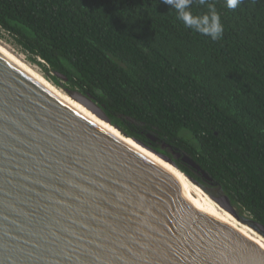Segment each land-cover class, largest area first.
<instances>
[{
	"label": "trees",
	"instance_id": "1",
	"mask_svg": "<svg viewBox=\"0 0 264 264\" xmlns=\"http://www.w3.org/2000/svg\"><path fill=\"white\" fill-rule=\"evenodd\" d=\"M210 2L224 29L215 41L162 0H0V32L54 85L89 98L122 138L170 157L256 229L264 227V0L235 10ZM192 11L207 7L194 2Z\"/></svg>",
	"mask_w": 264,
	"mask_h": 264
},
{
	"label": "water",
	"instance_id": "2",
	"mask_svg": "<svg viewBox=\"0 0 264 264\" xmlns=\"http://www.w3.org/2000/svg\"><path fill=\"white\" fill-rule=\"evenodd\" d=\"M65 93L112 125L89 98ZM206 195L238 219L225 196ZM0 264H264V250L0 55Z\"/></svg>",
	"mask_w": 264,
	"mask_h": 264
},
{
	"label": "bare ground",
	"instance_id": "3",
	"mask_svg": "<svg viewBox=\"0 0 264 264\" xmlns=\"http://www.w3.org/2000/svg\"><path fill=\"white\" fill-rule=\"evenodd\" d=\"M0 55L9 61L16 68L21 70L26 76H29L34 81L42 85L49 92L54 94L57 98L62 100L64 103L69 105L71 108L75 109L79 113H81L84 117L94 123L96 126L102 128L112 136L120 139L130 147H134L133 149L142 154L144 157L152 161L155 165H157L161 170L166 172L174 181L178 184L182 192L188 197L191 205L200 213L205 214L206 216L216 219L223 224L229 226L233 230L239 232L244 237L248 238L252 242H254L257 246L261 247L264 250V239L258 236L255 232H253L247 226H244L226 210L217 205L213 200H211L207 195L203 194L199 191L194 184L190 183L183 174H181L177 169L173 168L171 164L165 158L161 157L159 153L156 151H151L150 149H146L143 146L135 144L132 140H127L122 138L109 124L98 119L93 113L79 105L73 99H68L61 91L56 89L49 82L44 80L40 75H38L32 68L27 66L18 56L7 50L6 48L0 46ZM74 101V102H72ZM149 148V147H147ZM172 167V168H171ZM200 189V188H199ZM201 190V189H200Z\"/></svg>",
	"mask_w": 264,
	"mask_h": 264
},
{
	"label": "clouds",
	"instance_id": "4",
	"mask_svg": "<svg viewBox=\"0 0 264 264\" xmlns=\"http://www.w3.org/2000/svg\"><path fill=\"white\" fill-rule=\"evenodd\" d=\"M176 12V18L183 25L203 36L209 37L213 41L221 38L223 34V25L215 5L210 0H162ZM206 6L207 11L203 14H194L192 11L193 3ZM243 0H224L226 8L235 10Z\"/></svg>",
	"mask_w": 264,
	"mask_h": 264
},
{
	"label": "rangeland",
	"instance_id": "5",
	"mask_svg": "<svg viewBox=\"0 0 264 264\" xmlns=\"http://www.w3.org/2000/svg\"><path fill=\"white\" fill-rule=\"evenodd\" d=\"M0 46L6 48L7 50H9L10 52H12L13 54H15L16 56H18L27 66H29L30 68H32L38 75H40L44 80H46L47 82H49L51 85H53L56 89H58L59 91H61V93H63L68 99H70L69 96H67V94L65 93L64 89L54 85L53 82H51V80H49L46 76H45V72L43 71L42 67L35 62H30L28 61V59L26 58V56L21 53L20 51H18L17 49H15L11 44H9L8 42H6V38H3L2 36V32H0ZM37 62L41 63L42 65H44V63L40 60H37ZM71 100V99H70ZM74 102V101H72ZM75 103V102H74ZM134 148V147H133ZM135 149V148H134ZM199 191H201L203 194H205L204 192H206V194H210L213 195L215 197H218L219 194L216 193V191L214 189H210L207 186H205V188H203L204 192L202 190H200L198 187H196ZM205 194V195H206ZM231 207L234 209V211H237L236 208H234L232 205ZM236 221H238V223L247 226L248 228H250L253 232H255L258 236L262 237L264 239V237L262 235H260L259 232H256L252 227L249 226V224L246 222L247 217L242 216V220H240L239 218L236 219Z\"/></svg>",
	"mask_w": 264,
	"mask_h": 264
},
{
	"label": "flooded vegetation",
	"instance_id": "6",
	"mask_svg": "<svg viewBox=\"0 0 264 264\" xmlns=\"http://www.w3.org/2000/svg\"><path fill=\"white\" fill-rule=\"evenodd\" d=\"M177 158V157H176ZM193 180V179H192ZM195 181V180H194ZM197 184H199L197 181H195ZM200 185V184H199ZM201 186V185H200ZM204 188V187H203Z\"/></svg>",
	"mask_w": 264,
	"mask_h": 264
}]
</instances>
